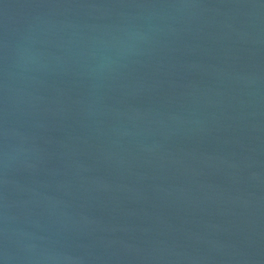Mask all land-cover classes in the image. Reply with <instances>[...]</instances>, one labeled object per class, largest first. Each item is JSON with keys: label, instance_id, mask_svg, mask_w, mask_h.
<instances>
[{"label": "water", "instance_id": "obj_1", "mask_svg": "<svg viewBox=\"0 0 264 264\" xmlns=\"http://www.w3.org/2000/svg\"><path fill=\"white\" fill-rule=\"evenodd\" d=\"M3 264H264V0H0Z\"/></svg>", "mask_w": 264, "mask_h": 264}, {"label": "clouds", "instance_id": "obj_2", "mask_svg": "<svg viewBox=\"0 0 264 264\" xmlns=\"http://www.w3.org/2000/svg\"><path fill=\"white\" fill-rule=\"evenodd\" d=\"M0 264H3V261H0Z\"/></svg>", "mask_w": 264, "mask_h": 264}]
</instances>
